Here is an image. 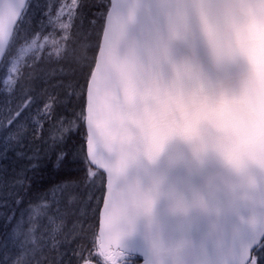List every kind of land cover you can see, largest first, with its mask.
Here are the masks:
<instances>
[{"label": "snow or ice", "instance_id": "1", "mask_svg": "<svg viewBox=\"0 0 264 264\" xmlns=\"http://www.w3.org/2000/svg\"><path fill=\"white\" fill-rule=\"evenodd\" d=\"M218 7L229 10L242 45L237 55L260 78L264 67L255 45L264 29V0H71L63 20L60 3L0 0V64L7 70L0 88V264H33L23 258L21 237L33 244L29 254L35 258L38 229L34 217L25 216L55 207L50 222L62 218V202L54 197L72 185L84 190L80 203L92 221L85 233L89 246L60 252L53 264H73V258L76 264H264V136L241 129L242 113L226 121V100L202 101L217 129L215 140L194 135L197 121L185 113L158 124L155 135L133 151L101 131L94 107L103 87L101 59L112 65L129 40L148 39L159 12L177 32L176 21L195 12L212 37ZM54 20L66 33L62 38L71 42L85 30L87 42L78 79L60 86L62 96L42 101L21 90L20 76L10 77L19 73L26 47L43 38ZM198 141L201 146L194 147ZM180 145L189 152L178 157ZM49 161L65 173L61 179L45 178Z\"/></svg>", "mask_w": 264, "mask_h": 264}, {"label": "water", "instance_id": "2", "mask_svg": "<svg viewBox=\"0 0 264 264\" xmlns=\"http://www.w3.org/2000/svg\"><path fill=\"white\" fill-rule=\"evenodd\" d=\"M230 0H217L219 5ZM213 23L214 35H206L199 16L193 12L177 32L167 14L159 12L148 39L129 40L123 55L112 65L103 59V87L94 107L101 131L137 151L158 124L175 121L191 113L196 121L194 133L201 140H215L217 129L201 102L226 100L224 119L235 113L244 115L241 129L253 137L264 136V74L250 75L246 58L237 55L242 46L230 22L229 10L218 7ZM163 43H158L160 38ZM246 46V42H245ZM256 51L264 67V29L256 40ZM198 141L194 147H200ZM103 151V146H100ZM189 152L180 145L178 157Z\"/></svg>", "mask_w": 264, "mask_h": 264}, {"label": "rangeland", "instance_id": "3", "mask_svg": "<svg viewBox=\"0 0 264 264\" xmlns=\"http://www.w3.org/2000/svg\"><path fill=\"white\" fill-rule=\"evenodd\" d=\"M39 2L44 3L45 0H39ZM48 2L64 5V11L59 13L60 19L63 20L68 13V6L71 4V0H48ZM94 2L95 0H88L90 4ZM39 19L38 14L37 21L32 25L33 29L39 30ZM65 35L66 33L61 29L60 23L54 20L51 26L46 27L45 32L42 34L43 38L36 39L32 47H26L20 71L19 73L13 72L10 80H16L20 76L19 87L21 90L38 94L42 101L46 100L49 95L55 94L57 85L55 78L69 75L62 68H57L55 66L56 62L65 56H68L67 59L75 58L74 54H76L75 61L77 64L75 66L79 68L78 60L81 55V46L87 42L85 30H82L81 34L72 39L71 42L62 38ZM21 42H23V36L21 37ZM6 71L4 66L0 70V88L3 87L2 81ZM59 91L62 96L64 89L60 88ZM15 99L14 97V101ZM83 191L81 186L72 185L63 192L55 194V200L62 202L59 207L64 212V215L62 218L55 219L54 223L50 222L49 218L53 216L56 210L55 207H53L52 212L46 215L26 214L25 220L28 219L29 215L34 217L32 225L38 231L33 234L32 239L35 241V246L39 249L40 254L33 258L29 254L33 244L29 241H24L23 237H21L23 249L25 250L24 259L32 261L33 264H35V260H39L41 264L44 261H47V264H53L60 252L71 254L78 246H89V239L85 238V233L92 221L87 219L83 213V206L80 203ZM72 198H75V204H73ZM52 199L53 197L50 196L48 200L50 205ZM0 238H2V234H0ZM73 264H76L74 258Z\"/></svg>", "mask_w": 264, "mask_h": 264}, {"label": "trees", "instance_id": "4", "mask_svg": "<svg viewBox=\"0 0 264 264\" xmlns=\"http://www.w3.org/2000/svg\"><path fill=\"white\" fill-rule=\"evenodd\" d=\"M80 55V54H78ZM76 54H74V57L76 58ZM68 56H65L64 58L62 59H58V61L56 62L55 66L59 69L62 68L63 71H65V73H69V75H62L61 77L59 76L58 78H55L56 79V82H57V85L55 87L56 89V93H60L59 89L61 88L60 86L62 84H66L68 82H75L79 75H80V68L76 67L75 64H77V62L75 61V58H72V59H67ZM59 83V84H58ZM61 95V93H60ZM49 166H48V170L45 172V178L47 180H50V181H57L59 179H61L65 173L63 172H56L55 169L51 166L54 162L52 161H49ZM71 167V166H70ZM76 167H79V166H76ZM35 191L33 192V195H35ZM72 202L73 204L76 203V200L75 198H72ZM37 203H39V201H37Z\"/></svg>", "mask_w": 264, "mask_h": 264}, {"label": "flooded vegetation", "instance_id": "5", "mask_svg": "<svg viewBox=\"0 0 264 264\" xmlns=\"http://www.w3.org/2000/svg\"><path fill=\"white\" fill-rule=\"evenodd\" d=\"M96 263V262H93V264Z\"/></svg>", "mask_w": 264, "mask_h": 264}]
</instances>
